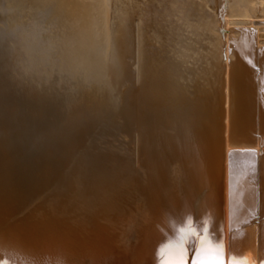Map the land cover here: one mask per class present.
I'll use <instances>...</instances> for the list:
<instances>
[{"label": "bare ground", "instance_id": "obj_1", "mask_svg": "<svg viewBox=\"0 0 264 264\" xmlns=\"http://www.w3.org/2000/svg\"><path fill=\"white\" fill-rule=\"evenodd\" d=\"M58 1L20 0L28 12L22 21L31 23L20 36L56 42L75 75H107L112 0ZM208 1L217 19L210 31L194 27L210 43L196 46L197 65L164 63L118 94L133 71L125 70L124 52L113 89L98 99L51 98L32 84L18 90L0 45V264H159L158 248L186 220L201 231L215 228L228 260L235 253L249 264L264 261V35L233 26L239 22L228 16L237 15L240 0ZM67 3L77 6L72 15ZM134 29L128 52L142 70L150 54L142 43L157 35L142 36L141 24ZM247 153L259 161L258 218L237 222L234 234L233 169L242 185ZM126 230L136 234L132 244L124 242Z\"/></svg>", "mask_w": 264, "mask_h": 264}, {"label": "rangeland", "instance_id": "obj_2", "mask_svg": "<svg viewBox=\"0 0 264 264\" xmlns=\"http://www.w3.org/2000/svg\"><path fill=\"white\" fill-rule=\"evenodd\" d=\"M65 0H59V3L64 2ZM131 0H126V7H125V16H124V23L126 22V16H128L129 12L132 10L130 8ZM134 0H132L133 2ZM138 0L134 1L133 3L135 4ZM222 2V0H220ZM161 3V1L159 0ZM197 2V4H196ZM106 3V0H105ZM141 5H144V3L140 2ZM167 3L171 7H176L179 6L175 11H172L171 9L166 10L165 12H159V11H143L140 13H136L135 18H132L130 21L133 22V25H139L142 24L145 27H151L154 26V29L150 32L145 31L142 36H153L154 34L157 35L155 40H152L149 44H151L150 47L146 48L148 50V53H150L147 56V59L143 62L144 63V68L141 70L140 67L137 68V60L134 59V57H127L125 62L126 63H132V66H130L129 69H132L133 71L130 73L128 78L122 82L121 84V93L125 92L126 90L132 91L133 89H137L139 86V76L143 75L146 70L147 75L146 77L149 79V76L153 72V69L161 67V65H164V67L170 65L171 61H178L182 60L183 65L185 66H195L197 65V62L195 61V56L197 55H202L200 54V50L202 48H196L198 45L202 44H208V39L204 38L200 41H196L199 36L201 35L196 34L195 31H189L190 28H194L197 26V24H202L200 25L201 29L203 31H210V24L213 19H217V10L215 8V5L212 3L209 4L208 0H169ZM248 4L253 7L254 14H249V15H229L228 18L233 19V20H239V19H246L249 21V23H235L233 26L235 27H256L260 28V33L264 35V0H248ZM61 5V4H60ZM191 5H196L199 7L198 10L195 11H190L187 10L188 6ZM64 10L72 15V13L77 11V6L73 4H65L63 5ZM68 6V8H67ZM109 7L105 6V9L107 10ZM59 9V8H58ZM111 12V10H110ZM142 14L145 15V18L140 20L139 16ZM160 14V16H157ZM156 16L154 19H152L153 16ZM53 16V14H52ZM191 16V18H189ZM214 16V17H213ZM27 18V17H23ZM23 18L16 19L11 21L12 24H16L19 21L24 20ZM172 18L173 20L168 22V19ZM198 19V20H197ZM110 23L113 22V18H111L110 15ZM255 21H261V24L259 25H254L253 22ZM183 22L181 26L177 25L176 23ZM218 20L216 25L218 24ZM0 25H3V23H0ZM176 26V27H174ZM174 27V28H173ZM80 27H73L69 31H73L76 29H79ZM155 29L161 30V32L157 33ZM135 29H133L134 31ZM143 30V29H142ZM141 30V31H142ZM146 30V29H145ZM167 31V32H165ZM177 32H181V34H177ZM165 33V34H164ZM172 33V35H171ZM19 35H23V32L21 30H18ZM25 34V32H24ZM164 35V36H163ZM163 36V37H162ZM172 36L171 39H169ZM185 40L179 41L178 40L181 37H185ZM196 38V39H194ZM261 39H264V37H261ZM210 44V43H209ZM208 44V45H209ZM164 49H162V47ZM158 47V48H156ZM179 48V50L177 49ZM180 50H184L185 52L182 53ZM204 51V50H203ZM45 55V53H43ZM168 56H170L168 58ZM46 68V66H45ZM44 70V68H43ZM48 73L50 70L47 71ZM145 77V78H146ZM47 81V80H45ZM146 81V79H144ZM131 226L132 224H129ZM136 234L134 233H128V231H124L123 237H124V242L127 244H132L134 242Z\"/></svg>", "mask_w": 264, "mask_h": 264}, {"label": "water", "instance_id": "obj_3", "mask_svg": "<svg viewBox=\"0 0 264 264\" xmlns=\"http://www.w3.org/2000/svg\"><path fill=\"white\" fill-rule=\"evenodd\" d=\"M19 2L20 0H0V23H3V25H0V45L7 48L8 57L9 59L12 58L7 64H4V68L5 70L7 69L6 71L11 72L10 74L13 75L15 72L18 76L14 75L16 82H18V90L25 87V84H32L38 88V91L41 90L40 93L49 95V93L42 91L47 88L50 89L51 93H60V99L64 100V93L57 89L67 86L69 83H74L78 90H82L88 95L93 94L97 99L106 96L108 91L113 89V86H110L109 79H106L104 75L90 74L88 79L83 75V71L75 75L69 71L65 61L62 62L60 57L57 56L59 49L56 42L45 46L39 40L36 44H33L34 41L29 39L28 35L20 36L17 34L20 28L27 29L28 25L31 24L27 23V21H19L15 25H11V21L14 18L20 19L28 14V12H21V5H17ZM47 12L48 9L44 11L45 15L43 16L41 15L42 12L37 13L41 17L39 19L36 15L37 23L45 21ZM28 19L32 18L29 16ZM53 22L51 21V23L49 22L43 27L46 30H50L53 27ZM45 38L43 37V42H49V39L46 38V40ZM24 39L27 40L24 42ZM20 45H28L29 48L27 51H23ZM43 53H46V55L41 56ZM60 62L62 63L59 66ZM45 66L47 67L44 68ZM63 67L66 71H63ZM48 70H50L49 73L47 72ZM56 85L59 87H56ZM115 90L117 91V89Z\"/></svg>", "mask_w": 264, "mask_h": 264}, {"label": "snow or ice", "instance_id": "obj_4", "mask_svg": "<svg viewBox=\"0 0 264 264\" xmlns=\"http://www.w3.org/2000/svg\"><path fill=\"white\" fill-rule=\"evenodd\" d=\"M234 156L241 155L233 153ZM251 160L241 170L243 184L236 181L237 169H233V231L235 224L243 221L250 223L258 218L256 199L258 190L255 187L259 172V161L255 153L245 154ZM195 244V247L192 245ZM192 254L191 264H249L245 257L238 258L233 253L231 260L226 258L222 240H217L205 228L201 231L191 220L175 227V236L157 250L159 264H189L188 254ZM264 264V261H260Z\"/></svg>", "mask_w": 264, "mask_h": 264}, {"label": "flooded vegetation", "instance_id": "obj_5", "mask_svg": "<svg viewBox=\"0 0 264 264\" xmlns=\"http://www.w3.org/2000/svg\"><path fill=\"white\" fill-rule=\"evenodd\" d=\"M160 1H161V3L159 2V0H143V2L142 1L141 2L144 3V5H141V3L138 4V1L135 4L131 3L130 8L132 10L129 12L128 16L125 17L126 18L125 24H123L124 23L123 20H124V16H125L126 0H112L111 1V14L110 15H111V18H113V22L111 24L112 25V30H113V46H112L113 55H112V59L110 60V62L108 64V66L111 69L107 73V75H105V76H109V78L105 77V78L109 79V82H110V80H112V82L114 84V82H115V81H113L114 78L111 79L113 77L112 70L114 72L120 71L121 66L123 64V61H124V52H126V55H125L126 58L130 57V54H129L128 50L129 49H133V47H134V44H133V39H134V33L133 32L134 31H133V29H134L135 25H133V22L130 21V20L132 18H135L136 13L137 12H143V11L165 12L168 9H171L172 11H175L179 7V6L171 7L167 3V1H169V0H160ZM196 4H197V2H196ZM198 9H199V7H197L196 5H191V6L187 7V10H190V11H192V10L195 11V10H198ZM249 14H253V13L251 12V6L248 4V0H240L239 1V9H238L237 15H249ZM157 16H160V14H158ZM155 17L156 16L154 15L152 17V19H154ZM144 18H145L144 14L139 16L140 20H142ZM172 20L173 19L170 18V19H168V22H170ZM237 21L239 23H249V21L246 20V19H239ZM182 24H183V22L176 23V26L177 25L181 26ZM155 26L156 25L151 26V27H145L144 25L141 24V28L143 29V31H141V33L145 32V29H147V31H151V30L154 29ZM176 26H174V27H176ZM192 30L195 31V28H192L191 31ZM165 32H167V31H165ZM177 34H181V32H177ZM171 35H172V33H171ZM171 38H172V36L169 39H171ZM185 39H186V36L185 37H181L179 39V41H182V40H185ZM194 39H196V38H194ZM123 40H124V42H123ZM152 40H149L148 44L146 43L147 41L143 42L142 46H144V48L145 47L146 48L150 47L151 44H149V43ZM196 41H199V39H196ZM125 46H126V49H125ZM164 47L165 46H163L162 49H164ZM156 48H158V47H156ZM145 50H147V49H145ZM6 51H7V48L5 47V52ZM169 57L170 56H168V58ZM11 59L12 58L9 59V57H8L7 58V62H9V60H11ZM125 65H126L125 70L130 72L131 69H129L130 68L129 67V63H126ZM10 73L11 72L6 71V74H7V76L9 78H11V77L14 78L15 72L13 73V75L10 74ZM118 83H120V80L118 81ZM69 84L67 86L61 87L60 89H57V90H60L61 92L63 91V93H64V96H63L64 98L63 99L64 100L70 101L71 99L73 100L75 98H79L81 96V94H85V92H83L82 90H78L74 83H69ZM110 84H111V82H110ZM112 86H114V85H112ZM34 87H36V86H34ZM56 87H59V86L56 85ZM74 88H75V90H74ZM116 89H117V93L120 94V92H121L120 84H119V87H117ZM42 91L46 92V93H49L48 96L51 97V98L60 95V93H58V92L57 93H55V92L51 93L50 89H47V88H44ZM38 92L40 93L41 90L38 91ZM40 94H42V93H40ZM42 95H44V94H42ZM44 96H46V95H44ZM117 96H119V95H117ZM117 96L115 97V102L116 103L119 102V97H117Z\"/></svg>", "mask_w": 264, "mask_h": 264}]
</instances>
